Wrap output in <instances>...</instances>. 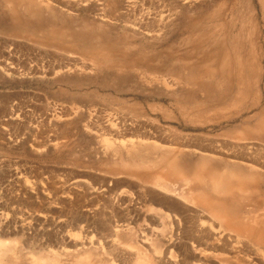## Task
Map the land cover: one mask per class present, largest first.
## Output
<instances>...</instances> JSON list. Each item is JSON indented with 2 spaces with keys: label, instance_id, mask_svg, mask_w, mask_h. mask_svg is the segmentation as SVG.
<instances>
[{
  "label": "rangeland",
  "instance_id": "rangeland-1",
  "mask_svg": "<svg viewBox=\"0 0 264 264\" xmlns=\"http://www.w3.org/2000/svg\"><path fill=\"white\" fill-rule=\"evenodd\" d=\"M263 4L194 0L175 11L171 0H0V223L22 229L4 238L25 249L21 261L28 251L50 261L62 251L61 264H94L97 256L102 264H143L158 261L154 250L189 255L199 220L205 231L220 220L191 190L202 156L210 159L208 174L225 171L219 159L255 166L261 184L245 186L239 203L252 226L264 222ZM233 6L260 35L251 48L242 47ZM130 141L157 146L158 156L178 148L172 176L157 186L156 171L166 174L167 163L129 160L123 146ZM151 193L180 212L175 221ZM75 237L97 246L89 259L71 253ZM242 239L238 253L226 240L213 251L204 246L213 253L206 264H264L259 241Z\"/></svg>",
  "mask_w": 264,
  "mask_h": 264
},
{
  "label": "bare ground",
  "instance_id": "bare-ground-1",
  "mask_svg": "<svg viewBox=\"0 0 264 264\" xmlns=\"http://www.w3.org/2000/svg\"><path fill=\"white\" fill-rule=\"evenodd\" d=\"M133 1V0H131ZM170 1V0H169ZM174 2L175 6H174V10L176 11V9H181V5L184 4V3H192L194 0H171ZM135 2V0H134ZM113 3V2H112ZM115 3V2H114ZM117 3V2H116ZM130 3V1H129ZM118 4V3H117ZM115 4V5H117ZM131 4V3H130ZM10 5V4H9ZM132 5V4H131ZM134 5V4H133ZM136 5V4H135ZM173 5V4H172ZM264 5V4H263ZM114 6V4H113ZM49 6L46 5V8H48ZM116 8V7H115ZM136 8V7H135ZM134 8V9H135ZM173 10V11H174ZM232 10V13L234 15L235 18H237V20L240 21V26L238 28V32L239 34L242 36V41H241V44H242V47L245 46V45H249L250 48L253 47V45L255 46V44L257 43V41L260 40V35L259 37H255V34H257L256 32H253L251 34V28H248L244 22H241V13L236 9L235 6H233L231 8ZM172 12V11H171ZM161 14V13H160ZM172 14V13H171ZM33 15V14H31ZM165 15V14H164ZM163 15V16H164ZM173 15V14H172ZM146 16V15H145ZM162 16V17H163ZM144 17V15H143ZM148 17V16H146ZM161 17V15H160ZM165 17V16H164ZM155 18V16L153 17ZM157 18V16H156ZM164 19L168 20L167 22L170 23L169 19L167 17H165ZM145 20V18L143 19V21ZM150 20V19H149ZM156 21V19H153ZM162 20V19H161ZM171 20V19H170ZM140 21V20H139ZM142 21V20H141ZM140 21V23H141ZM142 21V22H143ZM164 21V20H163ZM162 21V22H163ZM136 22V21H135ZM138 22V21H137ZM139 23V22H138ZM147 23V22H146ZM149 23V22H148ZM147 23V24H148ZM168 23V24H169ZM135 24V23H134ZM144 25H147L145 23H143ZM150 24V23H149ZM166 24V23H165ZM138 25V24H137ZM164 25V24H163ZM132 26V25H131ZM160 28H162V24H160ZM167 26V25H166ZM164 26V27H166ZM170 26V25H169ZM141 27V26H140ZM143 27H141V30H142ZM146 28V27H145ZM153 29V28H151ZM150 29V30H151ZM150 30L148 29V31L150 32ZM158 30V29H157ZM162 30V29H161ZM164 30V29H163ZM169 30V29H168ZM143 31V30H142ZM146 31V30H144ZM248 31L250 33V35H245V32ZM162 32V31H161ZM153 33H159L158 32H151L152 35H154ZM165 33V32H164ZM156 34V35H157ZM247 34V33H246ZM155 35V36H156ZM248 36V37H247ZM226 38L225 39H228V36H225ZM155 39V38H153ZM234 39V38H232ZM238 39V38H237ZM240 41V40H239ZM237 43V41L235 42ZM220 45V46H219ZM218 48H220V52L221 50H223L225 48V45H224V42L222 44H218ZM245 48V47H244ZM226 50V48H225ZM242 50V49H240ZM246 51V50H245ZM221 53H224L221 52ZM231 53V52H230ZM231 55V54H230ZM233 56L234 53L232 54ZM246 57L243 56L244 59H248L249 56L251 54H246ZM217 54L213 53V55L211 56V58L214 60L216 58ZM226 56V55H225ZM227 58L230 59L229 55L226 56ZM232 57V56H231ZM224 58V57H223ZM210 59V57H209ZM222 59V57H221ZM226 60V58H224ZM240 59V57L238 58ZM232 60V58H231ZM229 60V61H231ZM241 60V59H240ZM221 61V60H220ZM246 61V60H244ZM248 61V60H247ZM249 62V61H248ZM85 68V67H84ZM213 72V71H212ZM211 75V73H210ZM210 78V77H209ZM240 80V79H239ZM198 85V84H197ZM113 124V123H112ZM260 128L264 127V117H262L260 119ZM113 128V127H112ZM110 127V129H112ZM115 129V128H114ZM113 130V129H112ZM147 142V141H146ZM242 144V143H241ZM123 145V144H122ZM127 145V144H126ZM112 147V145H110ZM114 146V145H113ZM155 146V145H154ZM154 146H152L151 143H142V142H134L131 144V141L129 142V145L128 146H123L125 148V154L124 156L127 157L129 160H133V161H140L142 163V165L144 166H149L151 164H155V162L157 161V159L159 160L160 157H162V159H160L161 161H165L167 163V168H168V172L165 174V173H162L160 174V166H158V170L159 171H156L157 173V177H156V185L157 186H160L159 183L161 182L160 178L164 177L165 178H169L170 176H172V172L173 170L176 168L177 164L180 163L179 161V157H180V154H181V151L177 150V149H165L163 150V152L161 154H163V156H158V153H156V149L158 148H155ZM241 146V145H240ZM237 147V146H236ZM114 148H116L114 146ZM118 149V148H117ZM152 149L153 151L155 150V153H152ZM164 149V148H163ZM162 150V149H161ZM201 150V149H200ZM246 150V149H245ZM204 151V150H203ZM116 157H118L120 160L122 157H123V153L120 152L119 150H115L114 149V152H113ZM241 154V153H240ZM239 154V155H240ZM253 154V153H252ZM247 155V154H246ZM251 156V155H250ZM255 156V155H254ZM249 158V157H248ZM242 159V158H240ZM251 160V159H250ZM122 161H124L122 159ZM132 161V163L134 164V162ZM219 164H221V166L225 169V171H222L221 172H218V173H215V174H211L207 172L208 170V165L211 164L210 163V159L208 158V156H202V158L199 159V162L197 163L198 165H196V169L198 168H201L202 172L199 174V173H196V176H195V183L193 184V186L191 187V190H194V191H197L199 193L202 194V196L199 198V203L201 206L205 207L206 209H209L210 212L212 213L213 216L216 217V220L218 218L219 220V223L218 224H210L209 226V229H207L209 232H206L204 230L205 228V223L203 224V222L201 220H199V222L195 225L194 229H193V225H192V229H193V233L194 235L196 234L197 238L194 237V239H192V242L190 243V251L188 252L189 255H185V257H183L182 259L178 260L176 257L172 256L171 254L169 253H161V252H158L156 250L152 251L153 254L151 255H154V257H156L158 259V261H154V259L151 261H149L148 258L150 257H146V260L147 262L145 263V259H144V263L145 264H206V262H208L210 260L209 257H211V255L213 254L212 251L213 250H216V246L217 245H220L221 246L223 245V242H230V244L227 245L231 248V250L233 252H239V249H241V245L242 243H244L243 241V235L245 237H247L248 239H255V240H258L259 243L257 245H255V248L258 252V254L260 253V255H262L264 257V222H258V219L256 220L257 221V226L254 227L252 226L250 218L249 217H245L243 215V206L240 205L239 201H242L244 199V196L240 193V191L243 190V188L245 186H248V187H251V188H257L261 182L259 180H261V177L259 176V174L256 172V168L254 165H243L239 162H230L228 161L227 159H219L217 160ZM232 161V160H231ZM128 162V161H127ZM139 162V163H140ZM253 162V161H252ZM120 163V162H119ZM130 164H132L131 162H129ZM160 163V162H159ZM255 163V162H254ZM126 165V164H125ZM156 166V165H155ZM163 166V165H162ZM260 167V165H257ZM263 166V165H261ZM211 166H209L210 168ZM147 168V167H146ZM263 168V167H262ZM222 169V168H221ZM223 169V170H224ZM128 171V169H126ZM210 170V169H209ZM171 171V172H170ZM220 171V170H219ZM129 172V171H128ZM221 173V174H220ZM128 174V173H127ZM210 174H211V177H210ZM160 175V176H159ZM210 177V179H209ZM262 181V180H261ZM264 188V187H263ZM155 193V192H153ZM164 193V192H162ZM228 193V194H227ZM157 194V193H156ZM198 194V193H197ZM224 195V194H227L229 195L228 197L226 196H223V197H220L219 195ZM152 195H155V194H152L151 193V196H150V201L155 204V206H160L161 209H165V211L167 210L168 212H163L167 217H172L171 220L175 221L176 219H174L175 217H178L177 215L180 213V212H177L172 205L169 206V204H166V201L168 199H166V197H164V195H160V194H157L156 196L157 197H154ZM167 196V195H165ZM149 197V196H148ZM164 197V198H163ZM198 197V196H197ZM157 198V199H155ZM170 201V200H169ZM148 202V201H147ZM151 203V204H152ZM242 203V202H241ZM3 208V207H2ZM159 208V207H158ZM160 210V211H162ZM157 211V210H156ZM159 211V212H160ZM182 211V210H181ZM222 212L225 213V220L222 222L220 218ZM163 213H161L163 215ZM182 213V212H181ZM203 214V213H202ZM250 214V213H248ZM196 215V214H195ZM2 216V215H1ZM248 216H251V215H248ZM5 217V216H4ZM174 217V218H173ZM195 217V216H194ZM200 217V216H199ZM252 217V216H251ZM183 218V217H182ZM202 218V217H201ZM246 219H249V220H245ZM14 219V218H13ZM198 219V218H197ZM2 220V218H1ZM5 220V219H4ZM7 220V219H6ZM9 220V219H8ZM8 220L5 222V223H0V264H8L6 263V258L9 257V259L11 260L12 264H38L39 259H37L36 255L32 254L33 255H30L28 256L31 252L28 251V255L27 257L25 258V260H28L29 263H25L24 261H21L19 257L21 255V249L23 247H14V246H7V243L6 240L4 241V238L6 237H9L10 235L12 236L13 234L16 235L15 233H17L19 235L20 232L18 231H21L22 232V229L19 230V228L17 229L15 226L12 225V222L11 224L8 223ZM17 220V219H16ZM223 220V219H222ZM15 221V220H13ZM196 221V220H195ZM10 222V221H9ZM202 222V223H201ZM214 222V221H213ZM14 223V222H13ZM177 223V222H176ZM16 224V223H14ZM208 224V225H209ZM255 224V222H254ZM253 224V225H254ZM174 225V224H173ZM178 225V223H177ZM207 225V224H206ZM16 226L18 227V225L16 224ZM177 227V226H176ZM22 228V227H21ZM29 229H31L30 227H28ZM119 228H122V226H118L116 229H119ZM27 229V228H26ZM34 229V228H33ZM28 231V230H27ZM32 231V230H31ZM35 231V230H34ZM38 231V230H37ZM114 231V230H113ZM120 231V230H119ZM118 230H116L115 232L113 233H119ZM176 231V230H175ZM192 231V230H191ZM25 232V231H24ZM190 232V231H189ZM26 233V232H25ZM24 233V234H25ZM30 233V232H29ZM36 233V232H35ZM188 233V232H187ZM23 234V233H22ZM23 234V235H24ZM41 234V233H40ZM39 234V235H40ZM191 234V235H193ZM234 234V235H233ZM30 234H26V236H29ZM42 235V234H41ZM10 236V237H11ZM17 236V235H16ZM25 236V235H24ZM23 236V238H24ZM25 236V237H26ZM146 236V235H145ZM30 237V236H29ZM33 237V236H31ZM34 237H38V236H34ZM114 237V236H113ZM144 237V236H143ZM39 238V237H38ZM78 240H77V239ZM108 238H111L112 237H108ZM107 238V239H108ZM148 238V236H147ZM26 239V238H25ZM31 239V238H30ZM34 238H32L33 240ZM76 240H74L69 246H70V251L72 254H87L83 257H81V259L83 260V258H90L88 256L89 252L87 253V251H90V250H93V249H96L97 246H94L93 243H91L90 240H88V242H84V241H79L80 238L78 237H75ZM111 239H109L111 241ZM246 239V238H245ZM39 240V239H38ZM37 240V241H38ZM86 240V239H85ZM114 244H115V240L114 238L112 239ZM150 240V239H149ZM149 240H147L146 242V245H149L147 244L149 242ZM226 240V241H225ZM27 241V240H26ZM36 241V240H35ZM34 241V242H35ZM41 241V240H40ZM146 241V240H145ZM144 241V243H145ZM204 241V242H202ZM25 242V241H23ZM29 242V239L27 241V244ZM39 242V241H38ZM71 242V241H70ZM109 242V241H108ZM106 242V243H108ZM113 242H109L107 244V248L108 245L110 246V243H111V246H113ZM256 242V241H255ZM41 243V242H40ZM43 243V242H42ZM47 243V242H46ZM117 243V242H116ZM143 243V244H144ZM257 243V242H256ZM24 244V243H22ZM34 244V243H33ZM39 244V243H38ZM245 244V243H244ZM45 245V243L43 244ZM96 245V243H95ZM98 245V244H97ZM100 245V244H99ZM98 245V247H100ZM22 246V245H21ZM24 246V245H23ZM38 246V245H37ZM49 246V245H48ZM68 246V247H69ZM171 247V245H169ZM206 247V248H210L208 250H212V251H208L206 248H203V247ZM41 247V245H40ZM40 247H38L40 249ZM219 247V246H218ZM226 247V246H225ZM26 248V247H25ZM50 248V246H49ZM151 248V247H150ZM253 248V247H252ZM24 249V248H23ZM22 249V250H23ZM36 249V248H35ZM54 249V248H53ZM52 251H55L53 250ZM152 249V248H151ZM169 249V248H168ZM167 249V250H168ZM25 250V249H24ZM43 249H41L42 251ZM100 253H103L105 254L106 251L105 248L103 249H100ZM228 250V249H227ZM255 250V249H254ZM40 251V252H41ZM51 251V253H52ZM169 251V250H168ZM35 252V250H34ZM241 252V251H240ZM99 251L97 254H100ZM107 253V252H106ZM242 253V252H241ZM25 254V253H24ZM53 254V253H52ZM101 254V256L103 255ZM244 254V253H243ZM26 255V254H25ZM54 257L56 259H54L52 262L50 261V259H41V260H44L47 262H49L50 264H61V261L64 260L62 258V256H66L64 252L61 251V253H56L54 252ZM68 255V254H67ZM78 255V257L80 256ZM90 255V254H89ZM143 257H144V254L142 253ZM149 255V256H151ZM239 255V254H238ZM48 256V254H47ZM92 256V255H91ZM98 258L101 259L100 256H97ZM139 257V256H138ZM24 258V257H22ZM80 258V257H79ZM79 258L77 260H79ZM97 258V259H98ZM238 258V257H236ZM53 259V258H52ZM75 259V258H74ZM98 259V261L94 262V264H102L103 262H101V260ZM138 259V258H137ZM152 258H150L151 260ZM239 259V258H238ZM237 259V260H238ZM38 260V262H37ZM49 260V261H48ZM61 260V261H60ZM133 260V259H132ZM136 260V259H135ZM143 260V259H142ZM258 261V260H257ZM41 262V261H40ZM117 262H115L116 264ZM143 263V264H144ZM250 264H252L253 262L250 261L249 262ZM264 263V262H263ZM40 264H43L42 262ZM93 264V263H92ZM105 264H114L112 262H110L109 260L105 263ZM118 264H125L123 262L121 263H118ZM210 264V263H209ZM221 264V263H220Z\"/></svg>",
  "mask_w": 264,
  "mask_h": 264
}]
</instances>
